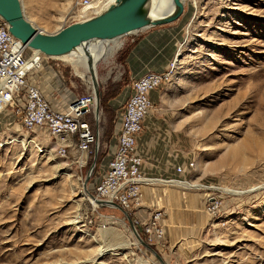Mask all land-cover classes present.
Listing matches in <instances>:
<instances>
[{
  "label": "rangeland",
  "instance_id": "obj_1",
  "mask_svg": "<svg viewBox=\"0 0 264 264\" xmlns=\"http://www.w3.org/2000/svg\"><path fill=\"white\" fill-rule=\"evenodd\" d=\"M83 1L21 0L25 16L48 33L76 22ZM196 3L186 0L179 19L102 52L101 115L90 116L100 149L84 163L60 155L45 131L28 133L13 108L0 111V264H264V187L254 190L264 174V0ZM75 67L51 57L30 77L59 107L64 88L94 89ZM149 70L168 74L138 139L155 174L146 177V202L128 213L134 220L164 211L160 257L121 210L96 207L90 195L133 82Z\"/></svg>",
  "mask_w": 264,
  "mask_h": 264
},
{
  "label": "built area",
  "instance_id": "obj_2",
  "mask_svg": "<svg viewBox=\"0 0 264 264\" xmlns=\"http://www.w3.org/2000/svg\"><path fill=\"white\" fill-rule=\"evenodd\" d=\"M85 0L81 4L87 5ZM82 15L77 21L97 15ZM45 59L41 52L31 49L9 31V25L0 18V108H13L21 127L28 133L45 131L57 141L60 155L76 156L77 163H84L94 152L98 153L99 129L93 125L96 118V94H76L66 110H57L44 97L40 88L29 83V75L39 69ZM168 74L149 70L137 77L132 85L117 126L116 149L110 155L106 170L96 183L93 199L100 200L96 207L116 208L117 203L127 211H135L143 201L144 186L150 181L144 176V158L138 150L139 135L153 108L152 92L156 91ZM193 162L190 166H193ZM178 172L182 167H178ZM260 186L264 187V174ZM210 208L216 213L220 201L215 198ZM164 211L156 209L143 219L134 218L144 240L157 246L165 236Z\"/></svg>",
  "mask_w": 264,
  "mask_h": 264
},
{
  "label": "water",
  "instance_id": "obj_3",
  "mask_svg": "<svg viewBox=\"0 0 264 264\" xmlns=\"http://www.w3.org/2000/svg\"><path fill=\"white\" fill-rule=\"evenodd\" d=\"M148 2L149 0H116L97 15L64 25L53 33L38 28L25 16L21 0H0V18L9 25V31L31 49L37 50L47 57H58L79 52L81 49H89L91 45L103 41L120 39L136 31L171 23L179 19L184 11L182 0H174L176 4L175 11L170 15L154 20L146 10ZM94 81L96 118L99 121L101 91L97 78ZM95 164L89 172L86 183L89 181ZM90 195L92 198L94 197L93 194ZM97 202L102 203L100 200H97ZM114 205L126 215L137 239L158 255L154 246L143 239L128 211L117 203H114Z\"/></svg>",
  "mask_w": 264,
  "mask_h": 264
},
{
  "label": "bare ground",
  "instance_id": "obj_4",
  "mask_svg": "<svg viewBox=\"0 0 264 264\" xmlns=\"http://www.w3.org/2000/svg\"><path fill=\"white\" fill-rule=\"evenodd\" d=\"M115 1L116 0H91L87 5L82 6V9L79 11V14L91 15L97 12L99 13L104 9H106L107 6L114 3ZM185 1L186 0H182L183 4ZM193 4H195L196 6L197 4L196 0H193ZM175 9H176V4L174 0H149V2L146 5V10L149 16L154 20L172 14L175 11ZM117 41L118 39H113L111 41H103L101 43L91 45L89 49L88 48L86 50L81 49L79 52L58 56L57 58L65 57L70 63L76 65L75 68L78 70L79 75L85 78L87 83L90 84L95 90L94 79L97 78L98 84H100L99 73H98L99 58L102 52H108L112 50L113 44L117 43ZM47 58H51V57L45 56L43 62ZM0 110H4V108H0ZM177 183L185 186H192L189 185L188 182L187 183L177 182ZM259 188L262 187L261 186L254 187V190H258ZM251 191H253V189ZM92 200L94 199L92 198Z\"/></svg>",
  "mask_w": 264,
  "mask_h": 264
},
{
  "label": "crops",
  "instance_id": "obj_5",
  "mask_svg": "<svg viewBox=\"0 0 264 264\" xmlns=\"http://www.w3.org/2000/svg\"><path fill=\"white\" fill-rule=\"evenodd\" d=\"M43 65H46V60L43 62ZM30 75H31V74H30ZM30 75H29V78H28L29 83L34 84V85L40 87V86H41V82H40V81L37 82V81H35V80H32L31 77H30ZM56 82H57V84L59 85V87H62V88H63L62 84H61L57 79H56ZM89 85H90V84H89ZM90 86H91V85H90ZM40 90H41V92L43 93L41 87H40ZM64 90L68 93L69 96H67V98L64 99V103H61V105H60L59 107L57 106V104L53 103V101H52L50 98H48L44 93H43V95H44V97H45V98L51 103V105H52L53 108H55V109H57V110H60V111H61V110H66L67 107H68V104H69L70 100L75 96V94H73V93H72L69 89H67V88H64ZM93 90H94V89H93ZM155 92H156V91L152 92V96H153V93H155ZM0 111H3V110H0ZM96 127L99 129V125H97ZM118 130H119V126H116V127H115V131H114L115 138H116V142H115V146H114V149L112 150V152L116 149ZM112 152H111V154H112ZM169 168H170V167H169ZM171 169H173V168H170V170H171ZM142 171H143V174H144L145 177H147V176H153V175L155 174V170H153L151 167H149V166L146 164V161H145V160H144V163H143ZM168 171H169V170H168ZM153 180H155V181H161V182H164V181H165V182H173L172 180H178V179H172V180L153 179ZM179 181H182V180H179ZM149 185H152V184H149ZM149 191H150V186H145V187H144V196H143V201H142V203H143V202H146L145 200H146V197H147ZM139 212L141 213V211H139ZM139 212H138V213H139ZM142 215H143V214H142Z\"/></svg>",
  "mask_w": 264,
  "mask_h": 264
}]
</instances>
